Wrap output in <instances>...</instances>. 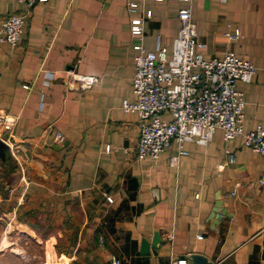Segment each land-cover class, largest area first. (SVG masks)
Wrapping results in <instances>:
<instances>
[{"label":"crops","instance_id":"crops-1","mask_svg":"<svg viewBox=\"0 0 264 264\" xmlns=\"http://www.w3.org/2000/svg\"><path fill=\"white\" fill-rule=\"evenodd\" d=\"M130 2L139 4L135 13ZM184 6L49 0L32 7L17 46L0 42V108L20 116L15 137L30 181L6 148L0 264H111L113 255L121 264H176L192 253L215 264H264V155L243 135L229 146L222 129L206 145L188 141L189 154L174 166V142L158 160L137 157L139 114L122 107L135 100L131 21L152 10L144 45L152 50L161 40L171 54ZM24 9L0 0V34ZM192 12L206 58L235 51L256 66L253 81L237 86L246 95L244 131L264 126V0H193ZM236 28L241 36L229 39ZM67 70L100 79L69 88ZM156 231L161 243L143 253L142 240L152 243Z\"/></svg>","mask_w":264,"mask_h":264},{"label":"built area","instance_id":"built-area-1","mask_svg":"<svg viewBox=\"0 0 264 264\" xmlns=\"http://www.w3.org/2000/svg\"><path fill=\"white\" fill-rule=\"evenodd\" d=\"M182 1L186 6L178 12L180 29L174 39L171 54L161 40L157 41L152 50L144 45L145 21L152 17V10L131 21V32L138 38L133 45L136 50L132 82L135 100L125 99L122 107L127 112L139 114L138 159L150 157L158 160L174 142L178 152L169 160L170 165L174 166L181 156L189 154L185 149L186 142L195 141L206 145L217 129L223 130V138L228 146L235 138L243 135L246 147L264 155V126L244 131L246 95L237 86L238 82L253 81L257 73L256 66L235 51H227L222 57L206 58L203 54L206 43L199 39L198 27L193 20V0ZM19 2L25 5L24 12L9 15L0 34V42L12 47L20 43L32 7L49 0ZM138 6L137 2H130L129 12L135 13ZM226 34L234 40L241 36V30L236 28L234 32L228 31ZM66 74L69 88L89 89L100 79L95 74H81L75 70H67ZM25 87L30 88L29 85ZM19 118L18 114L0 108V140L18 162L21 178L28 185L30 181L20 160L18 140L15 137ZM56 139L63 142L65 137L57 131ZM107 149L110 150V147ZM226 152L229 162H235L233 150L227 147ZM260 182L264 185V173ZM107 200L113 202L110 196ZM111 264H121L120 258L113 255ZM176 264H187V259H181Z\"/></svg>","mask_w":264,"mask_h":264},{"label":"water","instance_id":"water-1","mask_svg":"<svg viewBox=\"0 0 264 264\" xmlns=\"http://www.w3.org/2000/svg\"><path fill=\"white\" fill-rule=\"evenodd\" d=\"M6 144L0 140V158H6ZM162 238L158 231L155 232L152 243L147 239L142 240V252L147 253L151 247V245L155 248L161 243ZM188 264H215L212 260H210L207 256L199 253L189 254L187 257Z\"/></svg>","mask_w":264,"mask_h":264},{"label":"rangeland","instance_id":"rangeland-1","mask_svg":"<svg viewBox=\"0 0 264 264\" xmlns=\"http://www.w3.org/2000/svg\"><path fill=\"white\" fill-rule=\"evenodd\" d=\"M50 264V263H49Z\"/></svg>","mask_w":264,"mask_h":264}]
</instances>
